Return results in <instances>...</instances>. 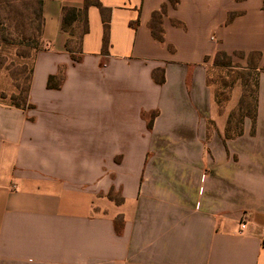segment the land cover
<instances>
[{"label":"crops","instance_id":"crops-1","mask_svg":"<svg viewBox=\"0 0 264 264\" xmlns=\"http://www.w3.org/2000/svg\"><path fill=\"white\" fill-rule=\"evenodd\" d=\"M100 2L108 50L92 6L81 63L62 8L84 0L44 2L32 108L0 105V264H264V0ZM219 51L260 72L241 134L210 83Z\"/></svg>","mask_w":264,"mask_h":264},{"label":"rangeland","instance_id":"rangeland-1","mask_svg":"<svg viewBox=\"0 0 264 264\" xmlns=\"http://www.w3.org/2000/svg\"><path fill=\"white\" fill-rule=\"evenodd\" d=\"M41 25L38 0H0V105L9 104L14 94L22 102L26 78L38 49L42 48ZM72 32L76 37L80 30L73 28ZM259 74L241 69L212 68L210 71L219 111L232 109L231 134L242 128L246 116L255 118Z\"/></svg>","mask_w":264,"mask_h":264},{"label":"trees","instance_id":"trees-1","mask_svg":"<svg viewBox=\"0 0 264 264\" xmlns=\"http://www.w3.org/2000/svg\"><path fill=\"white\" fill-rule=\"evenodd\" d=\"M41 8V17H42V27H41V38L43 34V24H44V2L46 0H38ZM179 0H170L172 5H176ZM95 6L97 7L102 15L103 24H104V52H107L109 46V37H110V20H111V9L105 8L100 0H84L83 8H76V7H69L64 6L62 8V30L68 34L69 39L66 43V49L70 53L72 60L75 63H81L83 58L82 52V42L84 36L89 32V23H88V10L90 7ZM167 12V6H164L161 11L156 12L153 16L151 29L153 31L154 36L160 42L164 41L163 37V27L162 21L163 17ZM75 28L76 30H80L78 36L75 37V33H71V29ZM5 35V34H4ZM5 38V36H4ZM76 39V41H75ZM40 49H38L39 51ZM37 51V52H38ZM258 54H252V57L258 58ZM35 62V59H34ZM213 67L214 68H223V69H240V66H235L232 62V57L226 54L225 52L219 51L214 57L213 60ZM250 68V67H248ZM34 71V64L31 68L28 77L26 78V87L23 90V100L19 102L16 100L17 95L14 94L10 100L9 104L3 103L6 107L9 108H16L23 111L32 108V105L29 103V94H30V87H31V80ZM65 80V69L60 68L58 74L55 76H50L47 83V88L52 90H60L62 84ZM259 81V78H258ZM257 81V82H258ZM211 83V81H210ZM259 84V83H258ZM19 89V87H18ZM5 97H1L4 99ZM256 113V111H255ZM256 116V114H255ZM248 117V116H246ZM154 118V116H153ZM153 118L149 122L148 127L151 128L153 124ZM255 123V118L252 119ZM230 125V121H229ZM241 128L236 134H241Z\"/></svg>","mask_w":264,"mask_h":264},{"label":"built area","instance_id":"built-area-1","mask_svg":"<svg viewBox=\"0 0 264 264\" xmlns=\"http://www.w3.org/2000/svg\"><path fill=\"white\" fill-rule=\"evenodd\" d=\"M246 228V222L245 220H242V222L240 223V231L244 230Z\"/></svg>","mask_w":264,"mask_h":264}]
</instances>
